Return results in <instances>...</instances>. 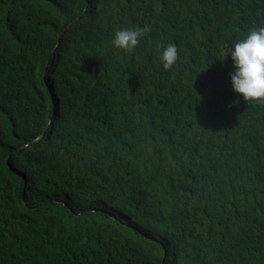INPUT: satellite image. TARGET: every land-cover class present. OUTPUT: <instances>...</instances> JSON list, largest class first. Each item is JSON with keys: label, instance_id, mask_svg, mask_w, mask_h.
Segmentation results:
<instances>
[{"label": "trees", "instance_id": "obj_1", "mask_svg": "<svg viewBox=\"0 0 264 264\" xmlns=\"http://www.w3.org/2000/svg\"><path fill=\"white\" fill-rule=\"evenodd\" d=\"M259 27L264 0H0V264H264V100L229 55Z\"/></svg>", "mask_w": 264, "mask_h": 264}, {"label": "clouds", "instance_id": "obj_2", "mask_svg": "<svg viewBox=\"0 0 264 264\" xmlns=\"http://www.w3.org/2000/svg\"><path fill=\"white\" fill-rule=\"evenodd\" d=\"M150 29H117L112 46L126 52L133 51ZM164 69H171L178 60V49L169 43L158 49ZM229 55L235 72L230 73L233 89L247 102L264 100V27L251 29L246 37L235 42Z\"/></svg>", "mask_w": 264, "mask_h": 264}, {"label": "water", "instance_id": "obj_3", "mask_svg": "<svg viewBox=\"0 0 264 264\" xmlns=\"http://www.w3.org/2000/svg\"><path fill=\"white\" fill-rule=\"evenodd\" d=\"M22 202H23L24 204H26V203H25V197H24V194L22 195Z\"/></svg>", "mask_w": 264, "mask_h": 264}, {"label": "bare ground", "instance_id": "obj_4", "mask_svg": "<svg viewBox=\"0 0 264 264\" xmlns=\"http://www.w3.org/2000/svg\"><path fill=\"white\" fill-rule=\"evenodd\" d=\"M26 203V202H25Z\"/></svg>", "mask_w": 264, "mask_h": 264}]
</instances>
